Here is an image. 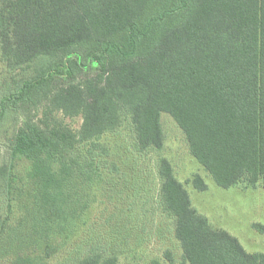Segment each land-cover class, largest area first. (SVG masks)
Returning <instances> with one entry per match:
<instances>
[{"label": "trees", "instance_id": "obj_1", "mask_svg": "<svg viewBox=\"0 0 264 264\" xmlns=\"http://www.w3.org/2000/svg\"><path fill=\"white\" fill-rule=\"evenodd\" d=\"M35 61L7 98L41 89L0 164V264H129L152 238L169 264H264L144 159L167 113L216 185L264 183V0H0V62Z\"/></svg>", "mask_w": 264, "mask_h": 264}, {"label": "rangeland", "instance_id": "obj_2", "mask_svg": "<svg viewBox=\"0 0 264 264\" xmlns=\"http://www.w3.org/2000/svg\"><path fill=\"white\" fill-rule=\"evenodd\" d=\"M37 69L38 62L36 61L28 67L17 70H11L5 63L0 62V98L5 99V101L1 99L0 101L5 104L4 108L7 112L3 115V119L0 118V164L3 161H8L9 141L16 128L25 122L24 117L28 116L32 119L36 117L37 112L32 103L39 99L41 89L35 90L29 99L10 100L7 99L8 95L23 79L35 75ZM160 119L164 133L163 146L159 150H151L144 156V159L149 158L152 163L153 158L158 156L167 158L174 168L176 177L186 186L192 205L199 213L207 217L211 225L224 229L236 237L248 252L264 251V229H260V226H264V183H260L255 189L241 186L222 188L216 185L207 171L190 154L185 134L175 120L167 113H162ZM64 120L75 128H78L81 123L80 117H67ZM28 122L30 126L31 121L28 120ZM123 130L124 132L120 135L126 140L129 150L132 152L128 141L130 136H127V127H123ZM121 144L124 147V141L118 145ZM134 154L136 155L137 151H134ZM14 166L21 176L26 167L24 161H15ZM194 174H199L204 179L207 184L205 191H199L192 186L190 179ZM15 217L14 215L12 222H15ZM151 218L148 216L146 220L153 224ZM255 224L260 225L256 227ZM151 240L147 246L143 247L145 248L143 252H140L135 258H129V264H153L151 260L157 261L159 264H169V261L163 259L164 249L167 247L165 243L153 238ZM173 250L178 256L179 250L177 248ZM177 256L175 257L177 258Z\"/></svg>", "mask_w": 264, "mask_h": 264}]
</instances>
